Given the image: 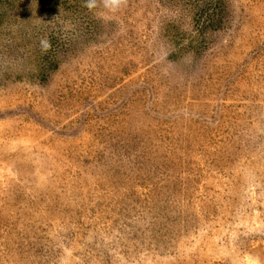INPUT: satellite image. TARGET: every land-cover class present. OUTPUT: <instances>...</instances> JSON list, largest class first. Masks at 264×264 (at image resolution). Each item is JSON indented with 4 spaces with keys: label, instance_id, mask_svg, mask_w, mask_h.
<instances>
[{
    "label": "rangeland",
    "instance_id": "1",
    "mask_svg": "<svg viewBox=\"0 0 264 264\" xmlns=\"http://www.w3.org/2000/svg\"><path fill=\"white\" fill-rule=\"evenodd\" d=\"M0 264H264V0H0Z\"/></svg>",
    "mask_w": 264,
    "mask_h": 264
}]
</instances>
